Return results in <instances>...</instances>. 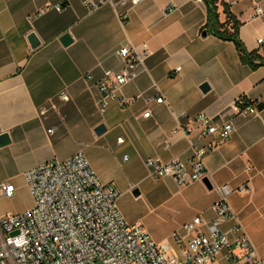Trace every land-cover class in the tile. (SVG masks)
Wrapping results in <instances>:
<instances>
[{
	"label": "crops",
	"instance_id": "1",
	"mask_svg": "<svg viewBox=\"0 0 264 264\" xmlns=\"http://www.w3.org/2000/svg\"><path fill=\"white\" fill-rule=\"evenodd\" d=\"M88 2L97 8L88 10ZM256 7L264 11V0H232L228 10L240 24L245 50L263 55L264 13L254 17ZM205 23L201 0H142L136 6L130 0H0V135L9 138L0 148V161L24 173L81 153L103 185L112 186L94 163L143 175L133 187L151 178L144 166L148 158L178 160L190 168L192 148L183 130L194 128L197 115L215 126L230 123L229 137L204 159L212 189L201 182L179 186L174 195L179 211L169 238L153 239L142 229L158 245L182 248L190 237L182 225L195 217L211 222L216 187L226 185L234 218L221 228L227 232L238 223L264 264V68L252 71L241 64L234 45L208 34ZM31 34L38 41L34 49ZM65 34L68 46L60 42ZM123 46L143 61L100 116L97 83L123 69L117 55ZM122 98L132 102L122 105ZM241 98L253 113L235 107ZM101 124L106 131L97 137L94 130ZM244 186L246 193L239 191ZM223 256L214 263L225 264Z\"/></svg>",
	"mask_w": 264,
	"mask_h": 264
},
{
	"label": "built area",
	"instance_id": "2",
	"mask_svg": "<svg viewBox=\"0 0 264 264\" xmlns=\"http://www.w3.org/2000/svg\"><path fill=\"white\" fill-rule=\"evenodd\" d=\"M141 1L130 0L133 6ZM222 3L229 8L232 0ZM84 6L91 11L97 8L93 2ZM263 13L256 7L253 16ZM117 55L123 69L97 83L95 104L100 116L106 113L110 102L117 100L120 88L137 76L143 61L129 46L121 47ZM61 98L67 100L65 94ZM119 102L128 105L132 99L122 98ZM156 103H162V99ZM235 107L254 111L242 98ZM149 114L143 117L148 118ZM192 122L193 129L183 130L192 148L190 168L178 160L148 158L144 166L152 179L170 178L178 186H188L207 177L204 159L229 137L232 125L215 126L203 114ZM191 135L196 139L189 140ZM23 178L33 205L20 214L0 217V264H212L222 254L225 264H262L238 223L227 232L221 228L234 218L227 202L231 190L226 185L216 187L219 198L210 208L212 221L204 223L195 217L182 225V231L190 237L182 248L173 251L167 244L153 242L140 224L125 222L116 206L119 192L99 182L81 153L31 168L23 173ZM14 190L11 183L0 182V197L11 198ZM239 191L246 193L248 188L244 186ZM172 239L178 241L179 237L173 234Z\"/></svg>",
	"mask_w": 264,
	"mask_h": 264
},
{
	"label": "rangeland",
	"instance_id": "3",
	"mask_svg": "<svg viewBox=\"0 0 264 264\" xmlns=\"http://www.w3.org/2000/svg\"><path fill=\"white\" fill-rule=\"evenodd\" d=\"M94 167L119 192L116 206L126 223L140 224L153 239L171 236V227L179 211L176 205L178 199L174 197L178 194V185L167 179L144 178L131 187V183L142 179L143 175L138 176L137 172L134 175L125 174L119 167H105L99 163H94ZM0 182L11 183L15 188L11 198L0 197V217L17 215L32 207V198L22 172L11 171L0 161ZM134 190L138 192L137 196L133 194Z\"/></svg>",
	"mask_w": 264,
	"mask_h": 264
},
{
	"label": "trees",
	"instance_id": "4",
	"mask_svg": "<svg viewBox=\"0 0 264 264\" xmlns=\"http://www.w3.org/2000/svg\"><path fill=\"white\" fill-rule=\"evenodd\" d=\"M206 7V23L203 27L208 34L234 45L241 64L254 71L264 68V54L257 52H247L238 38V28L240 24L231 16L228 7L220 3L222 13L225 16L223 23L218 19L217 0H201Z\"/></svg>",
	"mask_w": 264,
	"mask_h": 264
},
{
	"label": "water",
	"instance_id": "5",
	"mask_svg": "<svg viewBox=\"0 0 264 264\" xmlns=\"http://www.w3.org/2000/svg\"><path fill=\"white\" fill-rule=\"evenodd\" d=\"M205 34H206V33L203 32V33H202V36L204 37ZM28 40H29V42H30V47H31L32 49H34L35 47L38 46V41L36 40V37L34 36V34H31V35L29 36V39H28ZM60 42L62 43L63 46H68V45L71 43V40H70V37H69L67 34H65V35L62 36V38L60 39ZM201 90H202V92H206V91H207V86H206L205 84H203V85L201 86ZM261 109H262V105L259 104V105L257 106V110H261ZM105 131H106V129H105L104 125L101 124V125H99V126H97V127L95 128V130H94V134H95L97 137H99V136H101L102 134H104ZM8 143H9L8 135H6V134H2V135H0V148L3 147V146H5V145H7ZM201 183H202V185L205 187L206 190L210 191V190L212 189V186H211V184H210V182H209V180H208L207 177L203 178L202 181H201ZM133 194H134L135 196H137V195H138V192L135 191V192H133Z\"/></svg>",
	"mask_w": 264,
	"mask_h": 264
}]
</instances>
